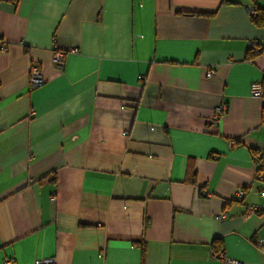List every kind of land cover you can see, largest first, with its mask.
<instances>
[{
  "label": "crops",
  "instance_id": "0c3cea01",
  "mask_svg": "<svg viewBox=\"0 0 264 264\" xmlns=\"http://www.w3.org/2000/svg\"><path fill=\"white\" fill-rule=\"evenodd\" d=\"M250 10L264 0H0V264H264V211L243 218L264 205Z\"/></svg>",
  "mask_w": 264,
  "mask_h": 264
},
{
  "label": "built area",
  "instance_id": "2783aa9c",
  "mask_svg": "<svg viewBox=\"0 0 264 264\" xmlns=\"http://www.w3.org/2000/svg\"><path fill=\"white\" fill-rule=\"evenodd\" d=\"M249 12L252 17L256 16V13L254 10H250ZM256 47H253L254 52L256 54H261L263 50L260 49L259 47L258 48ZM6 50H7V47H4L2 52L4 53L6 52ZM72 53H77V50L75 49L74 51H72ZM67 54H68L67 52L61 51V50L54 51L52 55V63L54 64V66H56L57 68H63L66 62ZM215 74H216L215 69H209L207 71L206 76L208 78H211ZM29 83H30V87L34 90L44 85L43 72L39 67L32 66L30 73H29ZM250 95L254 99L263 100V105H264V84L261 82L252 83L250 86ZM227 111H228V106L226 104L220 105L216 110L215 120L217 121L225 117L227 114ZM253 165L255 167L254 180L259 185L258 192H259L260 197L264 198V149L255 154L254 159H253ZM244 197H245V191L242 189L238 190L236 193L237 200L241 201ZM52 201L55 203L56 198L55 197L52 198ZM262 211H264V205H249L247 207L246 213L244 214L243 218L247 220L250 218L251 215L261 213ZM226 218H227L226 213L217 215L216 217L218 221H224ZM259 245L264 251V241H261ZM217 255L220 258H222L224 264H243L242 262L237 261V260L225 259L222 252L217 253ZM13 262L14 260L12 259H6L4 261L5 264H13ZM34 264H56V259L55 258L41 259V260L35 261Z\"/></svg>",
  "mask_w": 264,
  "mask_h": 264
},
{
  "label": "trees",
  "instance_id": "16d2710c",
  "mask_svg": "<svg viewBox=\"0 0 264 264\" xmlns=\"http://www.w3.org/2000/svg\"><path fill=\"white\" fill-rule=\"evenodd\" d=\"M255 13H256V16L254 17V21H255V23L258 25V26H264V11L261 13V12H259L258 10H256L255 11ZM263 51H264V49H262ZM249 54H250V56H251V58L252 59H254L255 57H257L258 56V54L257 55H254L252 52H249ZM193 176H194V178H193V180H192V184H195L196 183V179H195V177H196V174L194 173L193 174ZM47 181H49V182H55L56 181V177L52 174V175H50V176H47V177H44L43 179H41L40 180V182H47ZM219 242H221V241H219ZM222 246V245H221ZM219 251V250H218ZM217 250L215 251V252H218Z\"/></svg>",
  "mask_w": 264,
  "mask_h": 264
}]
</instances>
